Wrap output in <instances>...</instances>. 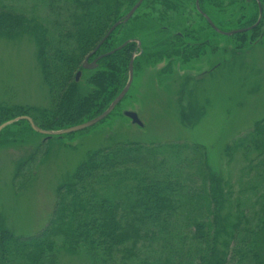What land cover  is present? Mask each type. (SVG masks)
<instances>
[{"label":"trees","instance_id":"1","mask_svg":"<svg viewBox=\"0 0 264 264\" xmlns=\"http://www.w3.org/2000/svg\"><path fill=\"white\" fill-rule=\"evenodd\" d=\"M3 1L0 37L34 40L48 107H0V126L27 117L49 132L86 124L107 111L127 85L135 45L103 57L86 83H77L88 58L93 63L139 39L138 29L159 35L167 27L164 16L182 10L181 0H144L131 22L90 57L139 0ZM253 2L257 14L242 30L256 25L259 3L264 25V0ZM34 8L43 11V19L29 15ZM4 132L13 144L34 134L26 121ZM237 149L246 162L241 179H250L239 193L213 171L200 145L130 143L95 151L59 187L51 225L40 236L22 238L0 225V264H60L61 253L85 256L90 264H264V122L230 147V161ZM21 167L16 182L24 171L32 175L31 163Z\"/></svg>","mask_w":264,"mask_h":264},{"label":"rangeland","instance_id":"2","mask_svg":"<svg viewBox=\"0 0 264 264\" xmlns=\"http://www.w3.org/2000/svg\"><path fill=\"white\" fill-rule=\"evenodd\" d=\"M253 1L200 0L199 8L220 32L231 33L257 14ZM181 5V11L164 16L167 27L159 35L138 29L139 39L125 43L135 45L133 85L105 121L51 140L32 130L34 134L26 133L13 144L5 132L0 134V225L22 238L40 236L51 225L59 187L91 153L120 144L200 145L213 171L236 193L245 191L250 179H241L243 152L237 149L230 161V147L264 122V25L261 20L254 30L228 37L213 32L199 14L197 0H181ZM29 12L43 19L40 9ZM96 70L83 69L77 83L85 84ZM0 107H48L37 46L27 35L0 37ZM126 113L136 114L143 127ZM28 162L32 175L24 171L16 182L17 169ZM250 197L253 205L256 195ZM261 241L264 256V238ZM60 264L90 263L85 256L61 253Z\"/></svg>","mask_w":264,"mask_h":264},{"label":"water","instance_id":"3","mask_svg":"<svg viewBox=\"0 0 264 264\" xmlns=\"http://www.w3.org/2000/svg\"><path fill=\"white\" fill-rule=\"evenodd\" d=\"M199 1L200 0H197V9L199 10L200 12V8H199ZM247 1H250V0H247ZM144 0H139V2L136 4V6L131 10V12L125 17L124 20L118 22L117 24H115L112 29L109 31V33L107 34V36L104 38V40L101 42V44L98 46V48L90 55L93 56L98 50L99 48L104 44V42L119 28L121 27L122 25H126L131 19L132 17L135 15V13L138 11V9L142 6ZM259 7H260V17H259V20H258V23L251 27V28H248V29H245V30H239V31H236V32H231V33H223V32H220L213 24L212 22L209 20V18H207L205 16V19L207 20V22L209 23V25L212 27L213 30H215L217 33H220L222 35H225V36H234L236 34H242V33H246V32H249V31H252L254 30L258 25L259 23L261 22L262 20V9H261V6H260V3H259ZM129 43H134V42H129ZM140 45V43H138ZM127 44H125L123 47H125ZM122 47V48H123ZM120 48V49H122ZM119 49V50H120ZM117 51V50H116ZM114 53L116 52H112L108 55H105V56H102L100 58H98L94 63L92 64H89L88 63V59L86 60V62L84 63V66H83V69L84 70H94L97 68V63L99 60H101L103 57H107V56H111L113 55ZM135 58H136V55H134L131 59V62H130V65H129V72H128V82H127V85L126 87L124 88V90L120 93V95L114 100V102L109 106V108L107 109V111L105 113H103L101 116H99L98 118H96L95 120H92L91 122H88L86 124H83V125H80V126H77V127H73V128H69V129H66V130H62V131H57V132H49V131H44L42 129H40L39 127L35 126V124L32 122V120L30 118H27V117H21V118H17L15 120H12L10 122H7L6 124H3L1 127H0V134L8 127L12 126V125H15L19 122H22V121H26L30 124L32 130L34 132H36L37 134H40L42 136H45L46 137V140H51L55 137L57 138H60V137H64V136H68V135H73V134H77V133H80V132H83V131H86L88 129H91L97 125H99L100 123H102L103 121H105L115 110L116 108L123 102V100L125 99V97L128 95V93L130 92L131 90V87L133 85V81H134V61H135ZM81 77V73H79L77 75V78H76V82H79V78ZM125 116L127 118H129L132 123L134 125H137L139 127H143L141 121L139 120L138 116L134 113H126Z\"/></svg>","mask_w":264,"mask_h":264},{"label":"flooded vegetation","instance_id":"4","mask_svg":"<svg viewBox=\"0 0 264 264\" xmlns=\"http://www.w3.org/2000/svg\"><path fill=\"white\" fill-rule=\"evenodd\" d=\"M200 14H201V16H203L205 18L206 15L203 12L200 11Z\"/></svg>","mask_w":264,"mask_h":264}]
</instances>
